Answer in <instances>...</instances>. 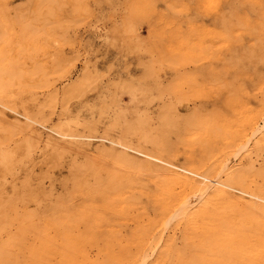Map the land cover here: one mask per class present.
<instances>
[{"label":"rangeland","instance_id":"374dc122","mask_svg":"<svg viewBox=\"0 0 264 264\" xmlns=\"http://www.w3.org/2000/svg\"><path fill=\"white\" fill-rule=\"evenodd\" d=\"M144 263L264 264V0H0V264Z\"/></svg>","mask_w":264,"mask_h":264},{"label":"bare ground","instance_id":"6f19581e","mask_svg":"<svg viewBox=\"0 0 264 264\" xmlns=\"http://www.w3.org/2000/svg\"><path fill=\"white\" fill-rule=\"evenodd\" d=\"M12 83H13V82H12ZM12 86H14V85L12 84ZM5 87H6V86H5ZM19 88H20V87H19ZM6 91H7V90H6ZM257 129H258V128H257ZM257 129H256V131H254L255 133L253 132V133H254L253 136H255V135L258 133L259 130H257ZM243 147H244V146H243ZM243 149H244V148H243ZM201 194H202V193H201ZM199 201H200V200H199ZM184 203H186V202H184ZM186 205H187V204H186ZM189 205H190V204H189ZM181 208H182V207H181ZM181 211H182V210H181ZM144 262H145V261H144ZM147 263H148V262H147ZM144 264H145V263H144Z\"/></svg>","mask_w":264,"mask_h":264}]
</instances>
